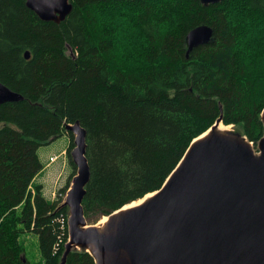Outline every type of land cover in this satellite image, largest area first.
I'll return each instance as SVG.
<instances>
[{
	"label": "trees",
	"instance_id": "16d2710c",
	"mask_svg": "<svg viewBox=\"0 0 264 264\" xmlns=\"http://www.w3.org/2000/svg\"><path fill=\"white\" fill-rule=\"evenodd\" d=\"M71 2L56 24L26 0H0V84L24 97L0 104V264H31L26 233L38 236L40 264H61L68 210L32 186L38 150L66 125L87 131V218L159 191L221 114L250 142L264 137V0ZM202 25L213 39L188 56L187 35ZM66 264L96 262L74 249Z\"/></svg>",
	"mask_w": 264,
	"mask_h": 264
},
{
	"label": "water",
	"instance_id": "95a60500",
	"mask_svg": "<svg viewBox=\"0 0 264 264\" xmlns=\"http://www.w3.org/2000/svg\"><path fill=\"white\" fill-rule=\"evenodd\" d=\"M199 1L205 7L223 2ZM26 6L41 21L56 24L73 11L71 0H26ZM213 36L210 26L193 29L187 55ZM23 100L0 84V104ZM261 118L264 124V111ZM220 124L222 114L206 136L192 142L159 191L112 213L102 226L88 224L83 206L91 180L87 131L80 122L66 125L74 135L77 174L61 206L69 209L61 264L74 249L87 250L96 264H264V137L256 154L241 133L218 132Z\"/></svg>",
	"mask_w": 264,
	"mask_h": 264
},
{
	"label": "rangeland",
	"instance_id": "374dc122",
	"mask_svg": "<svg viewBox=\"0 0 264 264\" xmlns=\"http://www.w3.org/2000/svg\"><path fill=\"white\" fill-rule=\"evenodd\" d=\"M228 127L229 130L235 131L234 126ZM72 141L73 139L66 131L65 134L56 141L40 147L38 154L45 170L43 169V172L36 177L34 185L32 186V190H35L37 185L43 184L44 188H46L47 196L49 198H54L56 201L62 202V204L65 202L67 192L71 189L73 179L77 174V169L76 167L74 168L71 163L72 158L69 156L72 152L70 151L69 153ZM250 143L254 148L255 153L258 154L260 152L259 142L256 144L253 142ZM62 189L65 190V193H59ZM49 201H51V199H49ZM67 210L69 214V209L67 208ZM106 217L107 216H93L91 218H86L88 219L89 225L102 226L103 223H105L104 219ZM21 240L26 246L27 258L31 264L42 263V254L38 236L34 233H26L22 235Z\"/></svg>",
	"mask_w": 264,
	"mask_h": 264
},
{
	"label": "bare ground",
	"instance_id": "6f19581e",
	"mask_svg": "<svg viewBox=\"0 0 264 264\" xmlns=\"http://www.w3.org/2000/svg\"><path fill=\"white\" fill-rule=\"evenodd\" d=\"M228 130H229V127H228V126H225L224 124H220V126H219L218 129H217L218 132H226V131H228ZM207 134H208V133H206V134L203 135L202 137L206 136ZM202 137H201V138H202ZM151 196H152V194H149V195H147L145 198H143V199H141V200H139V201H137V202H134V203H132L131 205H127V206H125V207H124V210L142 204L143 202H145L146 200H148ZM106 221H107V217L104 219V222H105V223H106ZM105 223H103V224H105Z\"/></svg>",
	"mask_w": 264,
	"mask_h": 264
},
{
	"label": "built area",
	"instance_id": "2783aa9c",
	"mask_svg": "<svg viewBox=\"0 0 264 264\" xmlns=\"http://www.w3.org/2000/svg\"><path fill=\"white\" fill-rule=\"evenodd\" d=\"M68 219H69V216L67 218V222L64 220H62V229H65V224H67V230H68V236H69V227H68ZM69 240V238H68ZM63 242V239L61 238L59 243L55 246V250L58 251L59 247H60V244Z\"/></svg>",
	"mask_w": 264,
	"mask_h": 264
},
{
	"label": "crops",
	"instance_id": "0c3cea01",
	"mask_svg": "<svg viewBox=\"0 0 264 264\" xmlns=\"http://www.w3.org/2000/svg\"><path fill=\"white\" fill-rule=\"evenodd\" d=\"M44 170H45V168H44ZM43 172V171H42ZM42 186H43V184H41ZM43 193H44V196L49 200V199H51V201H54L55 199L54 198H49L48 196H47V194H46V188H44V186H43Z\"/></svg>",
	"mask_w": 264,
	"mask_h": 264
}]
</instances>
